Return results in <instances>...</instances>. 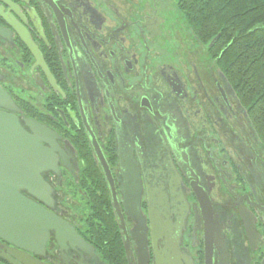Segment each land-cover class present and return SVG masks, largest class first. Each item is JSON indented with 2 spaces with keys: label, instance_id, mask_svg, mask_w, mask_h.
I'll return each instance as SVG.
<instances>
[{
  "label": "flooded vegetation",
  "instance_id": "obj_1",
  "mask_svg": "<svg viewBox=\"0 0 264 264\" xmlns=\"http://www.w3.org/2000/svg\"><path fill=\"white\" fill-rule=\"evenodd\" d=\"M178 3L0 0V111L51 163L0 264H264V140Z\"/></svg>",
  "mask_w": 264,
  "mask_h": 264
},
{
  "label": "trees",
  "instance_id": "obj_2",
  "mask_svg": "<svg viewBox=\"0 0 264 264\" xmlns=\"http://www.w3.org/2000/svg\"><path fill=\"white\" fill-rule=\"evenodd\" d=\"M188 23L214 42L229 79L264 140V0H179Z\"/></svg>",
  "mask_w": 264,
  "mask_h": 264
},
{
  "label": "water",
  "instance_id": "obj_3",
  "mask_svg": "<svg viewBox=\"0 0 264 264\" xmlns=\"http://www.w3.org/2000/svg\"><path fill=\"white\" fill-rule=\"evenodd\" d=\"M0 108L14 109L10 95L1 85ZM30 125L43 135H51L47 127L36 123ZM48 152L50 154L39 139L25 131L17 116L0 111V219L10 223L11 230H22L23 225L31 222L38 213L39 206L23 196L20 189L27 188L29 181L39 180L41 169L51 167Z\"/></svg>",
  "mask_w": 264,
  "mask_h": 264
},
{
  "label": "rangeland",
  "instance_id": "obj_4",
  "mask_svg": "<svg viewBox=\"0 0 264 264\" xmlns=\"http://www.w3.org/2000/svg\"><path fill=\"white\" fill-rule=\"evenodd\" d=\"M157 1V4L159 5L160 2H166L170 7H172L173 9L177 10V1L178 0H156Z\"/></svg>",
  "mask_w": 264,
  "mask_h": 264
}]
</instances>
